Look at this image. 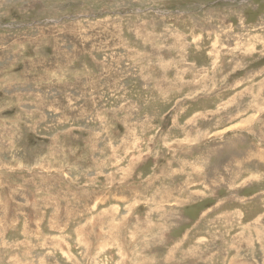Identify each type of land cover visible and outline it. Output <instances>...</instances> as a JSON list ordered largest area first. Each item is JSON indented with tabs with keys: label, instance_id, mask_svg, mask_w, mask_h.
<instances>
[{
	"label": "rangeland",
	"instance_id": "rangeland-1",
	"mask_svg": "<svg viewBox=\"0 0 264 264\" xmlns=\"http://www.w3.org/2000/svg\"><path fill=\"white\" fill-rule=\"evenodd\" d=\"M0 264H264V0H0Z\"/></svg>",
	"mask_w": 264,
	"mask_h": 264
}]
</instances>
